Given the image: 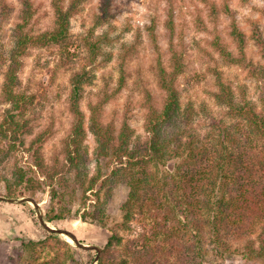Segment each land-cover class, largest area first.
Instances as JSON below:
<instances>
[{
	"label": "rangeland",
	"instance_id": "rangeland-1",
	"mask_svg": "<svg viewBox=\"0 0 264 264\" xmlns=\"http://www.w3.org/2000/svg\"><path fill=\"white\" fill-rule=\"evenodd\" d=\"M31 3L34 15L25 23L21 0H0V125L13 116L21 128L0 134V264H135L128 250L143 252L148 223L136 217L121 227L129 189L112 173L114 165L98 157L90 118L95 113L116 134L128 123L133 144L143 147L146 116L151 108L161 111L166 98L162 69L178 72L175 87L200 134L225 122L227 109L216 98L221 84L237 102L264 112V0H64L63 10L71 12L68 38L28 47L16 88L27 105L17 112L3 85L18 36L58 29L55 0ZM91 44L97 49L90 51ZM76 75H84L85 124L82 158L72 163ZM7 186L18 196L7 197ZM261 229L205 242L197 261L264 264ZM115 233L119 239L108 245ZM174 255L167 249L159 264H177Z\"/></svg>",
	"mask_w": 264,
	"mask_h": 264
},
{
	"label": "trees",
	"instance_id": "trees-1",
	"mask_svg": "<svg viewBox=\"0 0 264 264\" xmlns=\"http://www.w3.org/2000/svg\"><path fill=\"white\" fill-rule=\"evenodd\" d=\"M21 1L26 23L32 19L34 9L31 0ZM63 1L55 0L58 29L38 36H18L3 85L5 98L17 112L27 105L26 98L16 94V88L21 58L28 47L61 44L68 38L71 12L63 10ZM234 34L242 48L241 32L235 28ZM96 49V44L89 47L90 51ZM177 75L160 70L159 85L166 98L161 111L149 110L144 124L148 138L141 148L133 144L134 132L128 123H123L116 134L113 125H103L95 113L90 118L98 157L114 165L112 173L121 177L129 189L122 205L121 227L128 228L136 217L148 223L143 252L128 250L135 264H159L167 249L174 251L177 264H202L197 259L202 256L205 242L221 244L229 232L236 237L251 236L259 226L260 236L264 237V112H257L252 103L237 102L231 88L221 84L216 98L227 109L225 122L200 134L194 128L191 107L182 106L175 87ZM82 79L84 75H76L72 80V112L76 119L68 147L72 163L82 158ZM16 127L11 116L0 125V134L17 135L21 128ZM7 195L18 196L8 186ZM114 238L119 239L116 233L108 245ZM99 264L105 262L101 259ZM118 264L128 263L124 259Z\"/></svg>",
	"mask_w": 264,
	"mask_h": 264
},
{
	"label": "water",
	"instance_id": "water-1",
	"mask_svg": "<svg viewBox=\"0 0 264 264\" xmlns=\"http://www.w3.org/2000/svg\"><path fill=\"white\" fill-rule=\"evenodd\" d=\"M30 201V200H29ZM50 231H54V229L52 230V229H50ZM58 233L59 234H65L67 237H69V238H71L77 245H78V242H77V240H76V238H75V236L72 234V233H70V232H67V231H58Z\"/></svg>",
	"mask_w": 264,
	"mask_h": 264
},
{
	"label": "bare ground",
	"instance_id": "bare-ground-1",
	"mask_svg": "<svg viewBox=\"0 0 264 264\" xmlns=\"http://www.w3.org/2000/svg\"><path fill=\"white\" fill-rule=\"evenodd\" d=\"M70 240L72 241V239L70 238ZM73 242V241H72Z\"/></svg>",
	"mask_w": 264,
	"mask_h": 264
}]
</instances>
